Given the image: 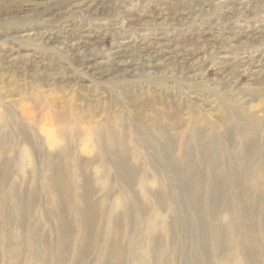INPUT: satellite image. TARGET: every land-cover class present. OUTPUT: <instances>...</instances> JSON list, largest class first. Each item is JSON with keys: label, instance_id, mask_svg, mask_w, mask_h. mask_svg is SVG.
Wrapping results in <instances>:
<instances>
[{"label": "rangeland", "instance_id": "374dc122", "mask_svg": "<svg viewBox=\"0 0 264 264\" xmlns=\"http://www.w3.org/2000/svg\"><path fill=\"white\" fill-rule=\"evenodd\" d=\"M75 1L79 8L70 7ZM145 1L0 0V181L3 163H13L0 185V264L10 261L12 226L35 224L41 239L57 242L52 211L60 196L41 163L48 149L54 155L59 149L24 118L21 103L64 107L69 120L77 118L61 175L78 204L90 187L101 242L107 228L122 221L124 264H136L137 248L153 264L227 258L252 264L229 246L243 240L231 225L243 222V209L229 179L242 156L245 168L256 166L252 140L264 160V59L258 62L264 0ZM108 128L118 132L128 149L126 163L136 169L127 187L106 154ZM25 129L33 140H24ZM211 137L217 138L212 144ZM205 147L215 153L205 156ZM185 171L200 182L199 192L183 180ZM216 189L222 193L215 201L220 222L210 207ZM32 194L36 202L25 221L22 208ZM67 213L74 228L82 226L73 209ZM256 215L251 228L264 251V206ZM80 236L74 235L68 258L52 264H100L102 245L79 259ZM27 249L21 264L35 259L36 246ZM158 250L162 255L154 258Z\"/></svg>", "mask_w": 264, "mask_h": 264}, {"label": "bare ground", "instance_id": "6f19581e", "mask_svg": "<svg viewBox=\"0 0 264 264\" xmlns=\"http://www.w3.org/2000/svg\"><path fill=\"white\" fill-rule=\"evenodd\" d=\"M144 2L147 1L144 0ZM79 4H81V1L79 3H76L75 1V3H73L70 7L75 8L78 7ZM198 5L199 4H197V6ZM247 8L245 9L240 7L239 9L240 10L245 9L246 11ZM143 49L147 50L145 48ZM165 51L166 50H164L163 52ZM167 53H169V51ZM177 54L178 53H176V55ZM254 58H256V56L251 57L250 60L251 62H249L250 64H252ZM258 58H259L258 62L260 63V61L264 59V55H260ZM248 61L249 60H243V62L245 63H248ZM20 105L21 106L19 107V109L22 115L24 116V118H26V120H28L31 124L39 125L40 133L42 136L46 138L47 143H50L51 146H56V148L59 149V150L57 149L58 153H56L55 155L53 154L55 152H52L50 149H48L49 156H47L44 159V161L41 163V168L46 169L48 170V172H50V175H48V178H46L49 182L50 187L54 191H56L57 194H59L60 196L59 200H57V209L56 210L54 209L52 211L53 212L52 214L55 215L54 217L57 218V222H58L57 223L58 225L55 228L57 233V242L46 243L43 239H41L37 227L34 226L35 224L29 223V226L26 228L27 231L23 226L20 229L15 226H12L8 231L10 237L9 239L10 261L8 264H21L23 261V255L25 251L28 250L27 248H29L30 246L33 247L34 245L36 246L37 251L35 253V259L31 264H52L51 260L60 256L62 257V259H67L68 252L70 248H72V245L75 241L74 235H76V233L77 236L78 233L82 235L80 236L79 247H78L79 257H80L79 259L83 258L84 256L86 257L87 254L94 252L96 248L102 245L103 258L100 261V264H110L115 258H119L116 264H124V257H123L124 253L122 252L124 251L125 247L123 245L124 238L121 235V231L123 229V228L121 229V225L123 224L122 221H117L115 223V227L112 228L108 227L106 232H104L106 234L105 235L106 240L104 242H101L99 237L100 235H102V233L98 229V216L96 213L97 208L95 207L96 206L95 204L94 205L90 204L91 196H92L90 187L87 186L85 188L84 194L82 196L83 205L78 204L74 201L73 193L71 192L72 191L71 184L67 179L63 178V175H61L62 171H64V169L67 167L65 158H67L69 155L68 152H70V144L74 142L72 140V130L74 129V127L78 122L77 118L74 116L73 119L69 120L70 114L67 112L66 109H64V107L59 109L56 108L55 110L54 109L49 110L47 107L44 106V103H21ZM88 128L89 127H86V129ZM22 132H24L25 134L24 135L22 133L23 137H26L24 138L25 141L33 140L30 139L31 135H29L26 129L22 130ZM107 134L109 136L108 141H110V144L106 146V150H107L106 154L114 159L116 166L115 176H117L119 180H122V182H124L123 184L124 185L126 184L125 187H127V184H130V182L133 180V176L134 174H136V169L133 167H129L126 163L128 149L125 146L124 141L121 139V137H118L117 135L118 132L108 128ZM28 136H30V138ZM162 137L163 139L165 138L164 136ZM215 139L217 138L211 137L210 143L211 144L214 143ZM216 151H217L216 155L221 156L224 152V148H219V150ZM250 151L254 152L253 155H255L256 166L252 169L245 168L244 158L242 156L240 159L237 160L236 164L233 165L234 172L232 173V177L229 179V181L231 183H234L239 189V194L237 198L243 209V216H242L243 222L236 224L235 221L234 222L232 221L233 223L231 224L233 231L235 232V235L241 237L243 240L241 242L239 241L236 242L234 241V239H232V241H230L231 243L229 246H231L232 250H234L236 247L240 249L241 253L247 256L250 263L263 264L264 251L262 249V245L256 234V231L252 230L251 225L253 224V222L256 223L257 220L256 209L259 207L261 211V208L264 206V199H263L264 189H262L264 185V160L263 158H261L262 157L261 146L257 141L252 140L250 144ZM203 153L206 156L215 152L211 150L210 147H205L203 148ZM12 167H13V163L10 160L3 163L2 165L3 175L0 181L1 186L5 183V177L7 173L10 172ZM183 174L184 176H181L183 180H185L186 182L190 181L191 184L194 185L195 192L196 193L199 192L200 182L194 180L191 181L190 173L188 171H185ZM255 192H257L256 193L257 206H254V200H253L255 196ZM221 195H222L221 191L216 189L212 195V200L210 205L213 216L216 218L218 222H220V214H219V210L217 209V205L215 201ZM261 201L263 202L262 204ZM35 202H36V198L35 195L33 194L30 195L26 201H24V205L21 212L22 220L27 221L29 219L31 210ZM216 202H218V200ZM135 204H137L135 210L137 211L143 210V208H141V206H139L138 203ZM68 209L70 210L73 209L78 214L79 219H82V223L80 222L82 226L80 225L78 226L75 224L76 226L74 228L71 218L68 217V213H67ZM124 216L125 215H123V217ZM231 219L233 220V218ZM32 233L34 238H32ZM215 234H216V238L220 239L219 227L215 228ZM41 244H43L44 247L43 245L41 246ZM160 250H158L160 254L157 253V255H155L154 258H158V256L162 255V252ZM144 253L145 252L139 248L135 250V256H136L135 263L153 264L154 261L149 259L147 255H144ZM231 260L233 259L227 258L222 262H218V264H229ZM165 264H171V262L167 261L165 262Z\"/></svg>", "mask_w": 264, "mask_h": 264}]
</instances>
